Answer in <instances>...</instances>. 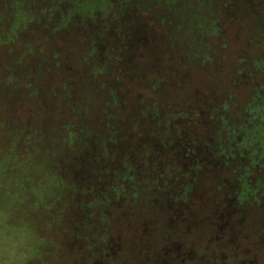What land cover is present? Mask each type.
<instances>
[{"label":"rangeland","instance_id":"obj_1","mask_svg":"<svg viewBox=\"0 0 264 264\" xmlns=\"http://www.w3.org/2000/svg\"><path fill=\"white\" fill-rule=\"evenodd\" d=\"M55 88L159 131L102 130L105 237L73 125L49 121L48 153ZM0 264H264V0H0Z\"/></svg>","mask_w":264,"mask_h":264},{"label":"trees","instance_id":"obj_2","mask_svg":"<svg viewBox=\"0 0 264 264\" xmlns=\"http://www.w3.org/2000/svg\"><path fill=\"white\" fill-rule=\"evenodd\" d=\"M39 98L40 104L38 106L41 107V111L43 112L40 121L42 122L41 126L43 133L46 135L49 155L53 158L57 152V147L55 142H53L55 129L48 125L49 121L51 119H56V127L62 125L63 122H67L73 125L74 132L67 134L64 138L67 147L63 150L62 158L64 161L68 159V161H72V166L78 165L84 174L92 177L98 175L100 177L99 181H101V184L90 185L89 191H87L92 197L95 196V200L102 203L103 206L101 209H98L99 215L97 220L88 222L96 224L94 233L97 237H105L112 231H110V225L108 226V221L104 217V213L106 210L109 211L110 207H113V204L109 199L104 200V198L107 197V191L104 189V185L105 188L109 189L111 187L110 185H106V183L117 180L121 167V153L113 149V147H110L116 145V142L111 145H104L100 136L102 130L104 129L105 132L109 134L106 139L112 140L118 133L121 135L123 133L125 135L127 134L128 128L136 127V130H138L136 131L138 134L136 137L137 139L145 138L147 141L149 138H153L156 142H159V131H157L153 125L141 128L137 124L136 119L124 122L118 115L115 114V116L107 108L104 109L102 105L92 107L89 101L83 99L75 105L74 103L70 104L71 107L73 106V111H67L64 109V98L60 96V91L57 88L51 91L50 97H47L45 93H43ZM64 110H66V112ZM78 125H81V129L78 128L76 132V127H78ZM125 139H128V137H125ZM118 147L120 149L124 148L123 145ZM146 153L147 152L144 151V154ZM66 157H68V159H66ZM115 168H117V170H114ZM56 180L55 184L57 185V182L63 180V178L58 177ZM130 182L131 181H123V186L129 188L132 185ZM127 191L128 189H126V193H124L123 196L130 198V193H127ZM162 202V200L159 201L160 204ZM120 208L122 209L120 212V220L127 219L128 216H126V211L123 210L124 206L120 205ZM111 217L117 219V213H112Z\"/></svg>","mask_w":264,"mask_h":264}]
</instances>
